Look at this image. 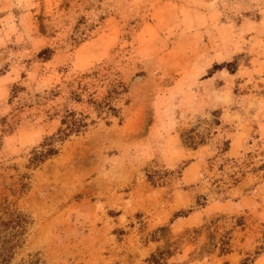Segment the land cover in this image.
<instances>
[{"label":"rangeland","instance_id":"374dc122","mask_svg":"<svg viewBox=\"0 0 264 264\" xmlns=\"http://www.w3.org/2000/svg\"><path fill=\"white\" fill-rule=\"evenodd\" d=\"M0 264H264V0H0Z\"/></svg>","mask_w":264,"mask_h":264},{"label":"trees","instance_id":"16d2710c","mask_svg":"<svg viewBox=\"0 0 264 264\" xmlns=\"http://www.w3.org/2000/svg\"><path fill=\"white\" fill-rule=\"evenodd\" d=\"M119 90H124V85L122 82L116 81L110 83L106 92L107 94L99 102L93 99L91 94L86 93L85 85H81L79 82L76 84V87L73 90L69 91V93L71 98L75 101H80L81 95L86 94V101L93 106V109L95 112H97L98 116L102 114L117 116L118 111L114 108V106L109 104V99L112 93H119ZM87 119H89L87 114L64 108L62 110V116L60 118L59 125L55 131L51 133V135L49 134L42 138L37 146V149L33 148L31 150L29 162L33 165H36L42 162V160L45 158L52 157V155L56 154L57 152V144H61L70 135L79 134L86 129L88 124L94 122V120L88 122ZM146 180L149 183L156 182V180H154L150 174L146 176ZM154 256L155 255L152 254L151 258ZM150 261L157 262V259H150Z\"/></svg>","mask_w":264,"mask_h":264}]
</instances>
